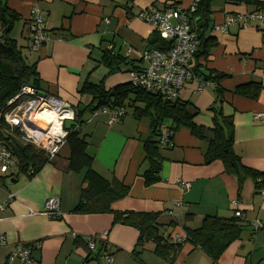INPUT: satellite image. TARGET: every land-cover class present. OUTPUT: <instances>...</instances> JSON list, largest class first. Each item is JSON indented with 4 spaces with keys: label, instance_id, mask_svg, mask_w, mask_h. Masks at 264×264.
Masks as SVG:
<instances>
[{
    "label": "crops",
    "instance_id": "crops-1",
    "mask_svg": "<svg viewBox=\"0 0 264 264\" xmlns=\"http://www.w3.org/2000/svg\"><path fill=\"white\" fill-rule=\"evenodd\" d=\"M4 1L21 16L14 28L19 30L13 36L12 31L11 37L23 47L27 63H37L39 91L61 99L72 109L84 108L91 102L89 96L79 95L86 81H110L108 69L97 62L103 50H112L135 65H145L142 55L156 32L137 17L143 8L154 5L165 11L177 5L187 10L192 4V0ZM34 7L44 11L48 31H61L63 38L58 40L54 33L38 51L29 49L26 39ZM254 10L255 6L245 3L212 1L206 36L217 45L207 59L197 58L193 66L196 63L204 72L227 77L212 84L196 78L184 88L180 99L199 110L194 119L198 126H213L212 108H220L225 116L232 117L235 153L245 166L264 172V26L246 30L231 27L227 34L214 31L228 15ZM261 12L264 14V7ZM128 70L131 67H122L121 72ZM250 83L262 87L257 100L235 93L238 86ZM202 85L203 92L197 93ZM107 120V115H99L86 122L81 132L87 136L88 153L95 159L94 169L106 180L116 178L130 187V195L114 202L112 210L158 214L160 233L170 243L182 244L180 249L169 258H162L156 254L153 242L137 247L138 231L114 224L112 214L73 213L80 201L83 175L68 171L70 150L65 145L33 179L20 175L15 184L8 185L0 174V205L8 194L14 195L0 215V234L6 235L9 244L0 249V264L6 263L14 246L37 242L41 247L33 254L36 264H93V260L99 264H264V195L256 191L252 179H246L238 197L236 177L225 173L221 162L206 165L207 143L196 139L188 129H181L174 134L172 148L160 151V182L146 187L142 174L148 164L144 162L143 143L152 135L150 120L127 115L113 126ZM180 179L190 182L191 189L182 191L177 185ZM52 197L60 199L58 219L28 216V210L43 212ZM234 201L246 227L240 240L230 245L218 261L186 243V239L183 243L175 242L177 237L186 236V229L200 228L206 217L232 218L236 210ZM93 236H97L98 242L97 249L91 250L87 238ZM108 257H112V263L107 262Z\"/></svg>",
    "mask_w": 264,
    "mask_h": 264
},
{
    "label": "trees",
    "instance_id": "trees-1",
    "mask_svg": "<svg viewBox=\"0 0 264 264\" xmlns=\"http://www.w3.org/2000/svg\"><path fill=\"white\" fill-rule=\"evenodd\" d=\"M87 3L89 0H80ZM213 0H199L195 12L189 16V22L200 40V47L194 61L197 58L207 59L210 51L217 45L214 39L207 38L210 30ZM229 3H245L256 7L254 12H261L264 2L261 0H227ZM169 9H181L177 5ZM188 10V9H187ZM184 10V11H187ZM21 20V16L11 9L4 0H0V144L11 152L15 160V169L5 181L11 178L17 180L20 175L30 179L36 177L41 169L50 162L47 153L36 148L32 144L25 143L21 130L17 127L10 129L5 122L4 115L9 113L12 106L9 102L21 93L23 86L40 90V78L37 72V63L28 64L23 56V47L18 41L11 38L15 25ZM213 27L211 28L212 31ZM61 38V31H50ZM63 39V38H62ZM169 43L157 32L149 39L148 49L164 50ZM98 64L108 69V76L122 71V67H131L129 72L140 68L134 61L121 55H116L112 50H103ZM141 62H143L141 60ZM194 63V62H193ZM201 65L193 66L196 78H204L205 84L216 82L227 77L225 74L204 72ZM262 90L261 85L250 83L240 85L235 93L239 96L257 100ZM218 93H220L218 91ZM81 96H89L91 102L88 106L74 107V121L65 124L64 130L68 133L66 146L70 150L68 171L83 175V187L80 193V201L73 213L99 214L108 213L114 216V224L130 226L139 233L137 247L153 242L156 245V254L162 258H169L176 253L182 244L170 243L160 233L158 214L122 212L112 210V204L130 195V187L122 181L113 178L106 180L94 169V157L89 155L86 135H81V127L96 111L104 108L124 107L132 109V116L136 120L149 119L152 135L143 143L145 160L148 169L142 174L146 187H151L160 182L161 156L160 151L172 148L173 137L181 129H188L196 139L207 143L204 153L205 164L221 162L224 172L235 176L238 183V197L246 179L254 181L256 191L264 190V172L245 166L242 159L234 151L235 127L232 117L223 114L220 108H212L214 112L213 126L206 128L196 125L194 119L199 110L190 102L182 101L166 102L160 96L144 92L133 87L130 83L118 85L110 90L105 87V78L99 83L86 81L79 91ZM128 114V112H127ZM126 114V116H127ZM168 122L165 126V122ZM169 134L171 146H161L163 133ZM32 174L29 175V171ZM243 217L235 215L229 219L219 217H206L200 228L186 229V243L201 248L213 261H218L221 255L234 242L240 240L245 230Z\"/></svg>",
    "mask_w": 264,
    "mask_h": 264
},
{
    "label": "built area",
    "instance_id": "built-area-1",
    "mask_svg": "<svg viewBox=\"0 0 264 264\" xmlns=\"http://www.w3.org/2000/svg\"><path fill=\"white\" fill-rule=\"evenodd\" d=\"M198 2L199 0H192V4L187 11L181 9L162 11L154 5H150L139 12L137 17L150 25L169 45L164 50L152 48L144 52L141 60L145 65L129 72V83L133 87L160 96L166 102H176L180 99L184 88L196 80L193 62L200 47V40L190 25L189 16L195 12ZM251 26L255 28L264 26V14L262 12L228 15L222 24L214 27V31L227 34L231 27L246 30ZM52 35L46 27L44 11L34 7L31 10L26 37L29 49L32 51L40 50L51 40ZM57 39L62 40V38ZM203 89V85L198 86L196 92L202 93ZM40 92L32 87L26 86L23 88L21 93L9 102L8 105L13 108L4 115V118L10 129L17 127L21 130V139L25 143L32 144L36 148L45 151L49 160L52 161L66 144L68 133L64 130V125L74 121L75 113L70 105L61 99L46 93L44 95L40 94ZM45 110L58 116L60 130L57 132L53 131L52 127L44 128L35 121V113L44 112ZM126 114L127 111L124 107H104L94 112L87 122L99 115H107V124L113 126L119 123ZM29 123L32 126H29ZM171 145L169 134L164 132L161 146ZM0 146V174L8 176L15 169V160L9 150L1 144ZM28 174L31 175L32 171L30 170ZM177 185L182 191L191 189V183L181 179L177 181ZM261 194L264 195L263 190ZM13 199L14 195L8 194L6 201L0 205V215ZM233 205L236 206L234 215L242 217L243 214L239 210V206L237 207L238 203L234 201ZM171 214L177 216L175 213ZM60 215V199L58 197L47 200L43 212L28 210V216L31 217L46 216L58 219ZM255 227L256 229L259 228L258 222ZM185 239L186 236L177 237L175 242L183 243ZM97 241V236L87 238L91 250L96 248ZM8 245L6 235L0 234V249L6 248ZM40 247L39 242L16 245L7 256L5 264H36L33 254ZM107 262L112 263L110 257L107 258Z\"/></svg>",
    "mask_w": 264,
    "mask_h": 264
},
{
    "label": "rangeland",
    "instance_id": "rangeland-1",
    "mask_svg": "<svg viewBox=\"0 0 264 264\" xmlns=\"http://www.w3.org/2000/svg\"><path fill=\"white\" fill-rule=\"evenodd\" d=\"M18 28H16V29H14L13 30V33H12V36L13 35H16L17 34V32H18ZM12 38V37H11ZM19 41L20 42H22L21 41V39H20V37H19ZM108 80V79H107ZM110 80V81H109ZM108 81V83H106L105 84V87L108 89V88H110V87H113V86H115V85H117L118 83H120V85H123V84H127V82L130 80V75H129V72L128 73H122V72H118V73H114V74H112L111 76H110V79H109ZM105 81H106V79H105ZM113 82V83H112ZM116 87V86H115ZM127 112H128V117H130V116H132L131 114H132V109L131 108H127ZM38 119V118H37ZM67 124H69V123H67ZM167 124H168V122L166 121L165 122V126H167ZM81 135H84V133H82ZM9 180V179H8ZM98 242V241H97ZM97 242H96V249H97ZM1 255H0V263H1ZM111 258V260H112V257H110ZM93 262V264H99L98 263V261H96V260H93L92 261Z\"/></svg>",
    "mask_w": 264,
    "mask_h": 264
},
{
    "label": "bare ground",
    "instance_id": "bare-ground-1",
    "mask_svg": "<svg viewBox=\"0 0 264 264\" xmlns=\"http://www.w3.org/2000/svg\"><path fill=\"white\" fill-rule=\"evenodd\" d=\"M35 116V121L39 123L42 127H52V130L56 132L60 130L58 116L55 115L53 112L45 110L44 112H36Z\"/></svg>",
    "mask_w": 264,
    "mask_h": 264
},
{
    "label": "water",
    "instance_id": "water-1",
    "mask_svg": "<svg viewBox=\"0 0 264 264\" xmlns=\"http://www.w3.org/2000/svg\"><path fill=\"white\" fill-rule=\"evenodd\" d=\"M25 87H26V85L23 86V88H25ZM40 94L44 95V92H40ZM29 126H32V124L29 123ZM15 183H16V180L14 178H11V179L7 180V184L8 185H12V184H15Z\"/></svg>",
    "mask_w": 264,
    "mask_h": 264
}]
</instances>
